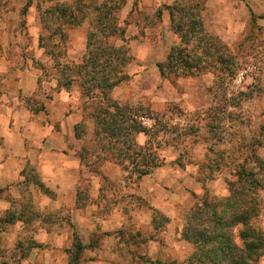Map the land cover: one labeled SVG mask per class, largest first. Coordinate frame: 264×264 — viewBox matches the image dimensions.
I'll use <instances>...</instances> for the list:
<instances>
[{
	"label": "rangeland",
	"instance_id": "rangeland-1",
	"mask_svg": "<svg viewBox=\"0 0 264 264\" xmlns=\"http://www.w3.org/2000/svg\"><path fill=\"white\" fill-rule=\"evenodd\" d=\"M124 1L80 2L85 23L96 24L105 18L109 23V34L102 37L104 26L99 25L88 48L90 52L102 48L103 51L112 50L118 57L125 56L118 59L125 63L122 67L125 79L113 88L111 97L120 104L137 107L154 119H144L143 123L146 127L157 123L150 142L153 147L159 146L157 152L165 159V165L141 180H135L132 173L106 165L104 172L109 179L105 181L84 167L80 190L86 193V200L77 214L85 220L75 221V227L66 232L71 218L67 209L57 214L55 211L48 213L47 218L57 222L52 232L63 233L64 238L69 234L70 243L73 231L85 245L97 242L95 249L82 253L79 264H101L103 261L189 264L188 258L195 253L196 247L184 239V234L194 238L190 232L200 230L205 224L213 225L204 220L203 214L192 212L193 208L201 200L218 204L226 198L229 189L225 180L233 182L243 169L260 181V189L251 186L258 205L252 225L264 234V0ZM41 2L44 0H32V10L30 6L25 7L26 0H0V11L4 12L0 15L2 24L13 30V37L9 36L12 47L4 44V53L22 67L34 58L47 62L37 49L39 29L32 25L37 7L43 10L63 2L75 6V0ZM103 2L108 6L96 11ZM106 11L108 16L103 14ZM182 26L180 35L178 27ZM120 30L124 32L122 36ZM74 34L67 42L69 53L65 60L59 58L62 46L55 52L60 64H81L85 53L83 35L81 32ZM43 35L44 41L53 37L46 32ZM203 36L210 38L207 49L197 46ZM64 41L65 36L57 42L52 40L57 44ZM185 41L189 49L180 56L189 54L193 63L207 67L208 71L192 77H172L169 81L161 79L157 64L166 62L171 48L181 50L185 47ZM178 70L181 72L183 67ZM48 72V75L53 74ZM67 74L74 77L71 71ZM58 76L62 83V73ZM44 86L51 97V87ZM67 87L60 84L71 96L66 113L78 111L82 116L86 98L80 86ZM30 103L32 107L40 105L38 100ZM84 120L80 125H85L84 135L89 139L96 124L90 116ZM145 140L137 138L139 144ZM171 140L176 142L173 146L167 145ZM178 158L183 168L171 165ZM93 202L100 205L99 211L92 206L86 207ZM21 232L34 237L39 231L34 226ZM20 242L17 256L26 257L28 243ZM66 242L54 247L48 255L34 251L35 264H68L70 247ZM14 255L0 252V264H7L5 260ZM260 261L261 258L256 264ZM17 264H21L19 259Z\"/></svg>",
	"mask_w": 264,
	"mask_h": 264
},
{
	"label": "trees",
	"instance_id": "trees-1",
	"mask_svg": "<svg viewBox=\"0 0 264 264\" xmlns=\"http://www.w3.org/2000/svg\"><path fill=\"white\" fill-rule=\"evenodd\" d=\"M120 1L123 2L124 0ZM106 3L103 2L97 6L96 11L106 8L108 6ZM72 7L58 4L42 12V34L39 37V43L50 52L56 63L55 69H60L58 71L64 77L62 83L59 80V84L69 88L73 81L78 83L81 94L86 98L82 109L83 116H90L96 124L92 139L84 141L78 152V158L92 173L101 177L99 168L102 163L112 161L120 165L125 173H132L135 180H139L151 174L156 168L165 165V159L157 152L159 146L153 147L150 142V135L157 130V123L154 122L150 127H146L143 120H152L150 115L130 104H120L111 97L113 88L125 79L124 74H122V67L125 66V63L124 61L123 63H121L122 61L118 62V59H124L125 56L118 57L113 55L112 50L103 51L102 48L90 52L88 48L89 42L95 37L96 28L99 25L104 26L101 32L102 37L105 38L109 34V23L108 20H105L106 18L96 22V24L95 22L90 23L91 29L86 45L87 53L83 62L80 65L67 66L68 73L71 71V75L74 77H69V74L62 70V67L60 68L62 64L56 61L55 52L62 46L59 58L66 55L68 41L66 30L78 25L86 17L82 13L80 5ZM103 14L109 15L107 11ZM182 29L183 26L182 28L178 27L179 34ZM191 29L189 26L190 31H192ZM44 32L54 38L44 41ZM123 33V30H120V36ZM57 36L60 37L56 39ZM64 36V43L52 42V40L57 42ZM208 39L210 38L207 36L201 37L197 41V46L209 48ZM187 42L185 41L186 45L181 50L171 48L166 62L157 64L161 79L169 81L172 77H192L208 71L207 67L193 63L194 60L188 56L189 54L180 56L181 52H188ZM101 43L107 44V42ZM201 57H205V55ZM97 58L98 61H96ZM181 66L183 70L178 72ZM89 109L91 112L88 111ZM80 124L75 127V136L84 140L86 127ZM139 134L146 137L143 145L137 142ZM171 141L170 143L166 142V144L173 146L176 140ZM262 162L260 160V163ZM176 163L179 167H184L180 158L176 160ZM240 171L242 173L240 172L233 182L225 180L229 189L226 198L219 201L218 204H210L207 200H201L193 208L192 212L197 215L203 214L204 220H209L213 225L211 227V225L205 224L200 230L190 232L194 238L184 234V239L196 247L195 253L188 258L189 264L196 262L202 264H256V261L264 255V234L252 225V220L258 214V205H256L255 192L251 186L260 189V181L253 179V176L248 175L243 169ZM33 181L41 190H44L35 176H33ZM44 191L50 194L48 190L45 189ZM81 191L78 193V200L84 204L86 193ZM24 214L27 215V212ZM12 219L9 216L5 221L10 222ZM96 247V241L85 245L76 234H73V241L67 252L68 264H79L82 253ZM156 264L160 263L156 262Z\"/></svg>",
	"mask_w": 264,
	"mask_h": 264
},
{
	"label": "crops",
	"instance_id": "crops-1",
	"mask_svg": "<svg viewBox=\"0 0 264 264\" xmlns=\"http://www.w3.org/2000/svg\"><path fill=\"white\" fill-rule=\"evenodd\" d=\"M81 1L75 0V5H80ZM46 2L47 0H44L41 4ZM62 4L71 6L65 2ZM29 6L34 10L32 0H26L25 7ZM37 8V17L33 18L32 25L39 29L37 49L40 55L46 58V63L34 58L30 60L29 65L22 67V64L19 66L8 55L6 56L4 44L12 47L9 36L13 37V30L7 29L6 25L3 26L0 18V252L16 254L11 259L5 260L7 264H15V262L17 264L18 259L21 264H35L34 251L48 255L54 247L60 246L61 243L64 245L66 240L68 246H71L72 243L68 242L69 234L66 233L64 238L63 233L61 235L52 232L57 222L54 223L51 218H47L48 213L55 211L57 214L63 208L67 209L71 218L68 219L70 222L67 224L66 232L75 227V221L85 220V217L77 214L78 208L83 204L78 200V193L84 179L82 171L85 167L78 158V152L84 141H89L92 137L86 139L84 135L83 140L75 136V127L84 121V116L82 113L80 116L78 111L69 115L68 112L66 113L70 103V93L60 88L58 79L60 73L55 69L56 63L50 52L39 43L42 34L41 15L47 8L43 10L39 6ZM0 15H4V12L0 11ZM85 20L66 30L67 42L75 35L74 33L81 32L83 35L85 53L80 63L87 53L86 45L91 29L90 24L85 23ZM67 52L69 53L66 48V55ZM66 55L62 60H65ZM68 65L73 64L63 62L60 68L68 72ZM48 71L53 74L48 75ZM54 72L57 75H54ZM72 84L78 83L73 81ZM44 85L51 87L53 92L51 97L46 93ZM60 97L62 99H59ZM34 100L40 102L38 107L31 106L30 102ZM43 101L46 104L43 105ZM54 108H58V111L55 112ZM58 121L60 122L57 123ZM139 137L146 138L143 134H139L137 138ZM106 165L115 166L124 172L117 163L105 161L99 168L102 177L88 169L89 173L102 181L108 180L104 172ZM171 165L178 166L176 161ZM33 176L50 194L45 193L34 183ZM97 204V202L88 203L86 207L92 206V209L99 211L100 205ZM24 212H27V215ZM9 216L13 219L6 222ZM96 219L104 222L101 217ZM34 226L39 231L34 233V237L21 232ZM73 234L76 232H72V239ZM20 241L34 246L28 248L27 244L26 257L17 256ZM29 250L32 251L29 253ZM16 258L17 261H13ZM260 258L259 264H264V255ZM101 264L113 263L103 261Z\"/></svg>",
	"mask_w": 264,
	"mask_h": 264
}]
</instances>
